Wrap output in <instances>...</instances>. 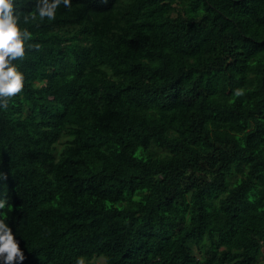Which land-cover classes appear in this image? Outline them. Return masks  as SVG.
<instances>
[{
    "label": "trees",
    "instance_id": "trees-1",
    "mask_svg": "<svg viewBox=\"0 0 264 264\" xmlns=\"http://www.w3.org/2000/svg\"><path fill=\"white\" fill-rule=\"evenodd\" d=\"M36 6L0 107L22 264H264V0Z\"/></svg>",
    "mask_w": 264,
    "mask_h": 264
},
{
    "label": "clouds",
    "instance_id": "clouds-1",
    "mask_svg": "<svg viewBox=\"0 0 264 264\" xmlns=\"http://www.w3.org/2000/svg\"><path fill=\"white\" fill-rule=\"evenodd\" d=\"M61 3L67 7L70 0H37L36 14L41 19H54ZM30 35L18 25L13 0H0V107H7V100L3 98L15 95L23 87V75L12 61L24 55V42ZM24 258V252L12 229L0 221V264H22Z\"/></svg>",
    "mask_w": 264,
    "mask_h": 264
},
{
    "label": "rangeland",
    "instance_id": "rangeland-1",
    "mask_svg": "<svg viewBox=\"0 0 264 264\" xmlns=\"http://www.w3.org/2000/svg\"><path fill=\"white\" fill-rule=\"evenodd\" d=\"M259 261L264 262V253H263L262 256L259 258Z\"/></svg>",
    "mask_w": 264,
    "mask_h": 264
}]
</instances>
